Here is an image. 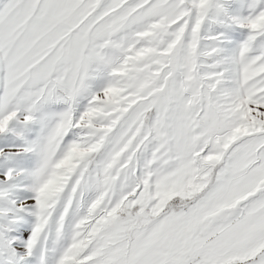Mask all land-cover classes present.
Instances as JSON below:
<instances>
[{"label": "snow or ice", "instance_id": "snow-or-ice-1", "mask_svg": "<svg viewBox=\"0 0 264 264\" xmlns=\"http://www.w3.org/2000/svg\"><path fill=\"white\" fill-rule=\"evenodd\" d=\"M0 264H264V0H0Z\"/></svg>", "mask_w": 264, "mask_h": 264}]
</instances>
